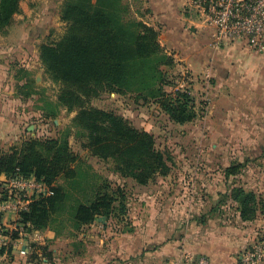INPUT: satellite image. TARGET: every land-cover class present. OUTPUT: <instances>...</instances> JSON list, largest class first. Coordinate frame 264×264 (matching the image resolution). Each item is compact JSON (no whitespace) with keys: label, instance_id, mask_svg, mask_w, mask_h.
Masks as SVG:
<instances>
[{"label":"rangeland","instance_id":"1","mask_svg":"<svg viewBox=\"0 0 264 264\" xmlns=\"http://www.w3.org/2000/svg\"><path fill=\"white\" fill-rule=\"evenodd\" d=\"M24 1L26 5L14 17L11 25L0 31V63L5 72L9 70L8 82L10 90L13 89L11 96L16 101L14 115L17 119L19 114L20 121H23L14 146L31 137H59L71 126L76 115V112L56 107L59 109L58 117L46 118L42 111L43 107H55L58 95L66 88L45 73L39 59V47L59 41L67 30V24L61 21L60 14L64 0ZM144 2L146 0H125L130 8L127 18L145 20L147 9H144ZM22 69H27L28 73L21 72ZM165 69L169 74L168 80L174 81L176 86L195 90L193 95L198 117L194 121L175 124L156 101L111 89L101 90L98 96L90 99L88 105L113 111L133 127L151 133L156 149L166 158L169 167L167 173H157L145 185L122 176L115 172L111 161L92 156L83 146L85 139L73 129L69 138L71 148L114 187L125 191L129 208L127 216L123 221H97L74 235H58L50 230L28 232L23 225L17 224L16 213L14 220L8 221L7 225L0 221V235L7 237L6 245L0 246V249L11 247L5 250L4 255L0 254V264H154L156 260L152 262L149 251L160 246L158 243L170 242L171 214L178 223L182 222L184 212L189 216L191 212L189 219L198 221L211 214L210 211L215 216L218 213L231 217L229 215L237 212V204L231 200L230 193L240 185L264 196V156H246L251 151L250 142L240 137L235 123L210 105L212 101L202 90L205 82L200 81V76L181 72L182 68H178L176 62L173 68L168 66ZM31 81L29 90L26 86ZM27 90L32 91L31 96L26 95ZM47 101L53 104L48 106ZM242 125L238 124L239 130L243 127L246 131L256 130H253V124L245 121ZM235 151L245 154L236 156L233 155ZM236 165H241L239 173L227 178L225 170ZM30 180V188H17L14 195L9 194L10 197L21 200L24 205L26 198L45 192L46 186L39 188V182L34 178ZM201 180L214 181L217 186L213 187L212 183V188L207 187L206 192V188L197 184ZM3 187L5 190L7 187V192L11 190L9 182ZM211 192L218 199H211L205 205L204 195ZM22 203L18 202L19 206ZM204 206L205 212L202 210ZM262 217L260 215L254 221L258 243L264 242V226L259 224ZM204 221L203 224L206 223ZM16 233L18 238H14Z\"/></svg>","mask_w":264,"mask_h":264},{"label":"trees","instance_id":"2","mask_svg":"<svg viewBox=\"0 0 264 264\" xmlns=\"http://www.w3.org/2000/svg\"><path fill=\"white\" fill-rule=\"evenodd\" d=\"M23 1L0 0V31L21 12ZM129 9L125 0H64L60 13L61 21L67 24L64 36L39 47L45 73L66 87L55 107H43L44 116L58 117L60 107L76 115L59 137H31L9 151H0V177L34 178L48 189L46 194L34 195L18 213L17 224L28 232L50 230L58 235H74L97 221H123L128 214L125 191L114 187L71 148L73 129L85 139L83 146L92 156L111 161L115 172L122 176L145 185L157 173H167L166 158L156 149L151 133L133 127L113 111L88 105L101 90L154 100L175 124L183 125L198 117L192 90L168 80L165 68H173L175 60L161 44L160 31L143 21L128 19ZM21 72L28 73L27 69ZM31 84L26 86L29 90ZM27 91L26 95L31 96L32 91ZM240 168H227L226 177L237 175ZM4 185L0 184V204L10 199L2 189ZM230 198L236 202L242 221L254 222L260 215L264 218L263 195L240 185L232 189ZM204 220L202 217L200 222ZM257 242L256 238L249 249ZM8 248H1L0 254Z\"/></svg>","mask_w":264,"mask_h":264},{"label":"crops","instance_id":"3","mask_svg":"<svg viewBox=\"0 0 264 264\" xmlns=\"http://www.w3.org/2000/svg\"><path fill=\"white\" fill-rule=\"evenodd\" d=\"M24 4L25 1L21 9ZM144 5L147 14L142 21L160 31L161 44L173 57L177 67L182 68L178 70L200 76V81L205 82L202 90L212 101L210 105L235 123L240 137L250 142L251 151L248 154L246 151V156H264V149L261 148H264V49L254 50L244 41L219 45L215 29L205 24L193 0H146ZM3 67L0 63V151H9L14 147L23 121H20L19 114L17 119L14 115L16 101L11 96L13 89L10 90L8 82L9 70L5 72ZM191 90L195 95V90ZM244 121L253 124V130H256L246 131L245 127L239 130L238 124L243 126ZM243 154V151L233 153L236 156ZM8 181L5 175L0 177V184H7ZM197 184L206 188V192L207 187L211 189L217 186L211 180H201ZM217 184L221 183L218 181ZM211 193L204 195L205 205L211 199H218ZM32 197L25 201L29 202ZM9 210L0 215L3 225L15 218L13 215L16 212ZM202 210L205 212V206ZM189 214L191 216L192 213ZM171 216L170 242L158 243L160 246L149 251L152 262L156 260L154 264H166L169 259L170 264H183L197 257H205L210 264H239L241 252L256 241L254 222L242 221L238 212L229 215L231 217L218 213L215 216L211 212L207 214L205 224L197 219H189L186 212L180 223ZM259 224L264 226L263 217Z\"/></svg>","mask_w":264,"mask_h":264},{"label":"built area","instance_id":"4","mask_svg":"<svg viewBox=\"0 0 264 264\" xmlns=\"http://www.w3.org/2000/svg\"><path fill=\"white\" fill-rule=\"evenodd\" d=\"M193 5L201 11L205 22L215 29L219 45L244 41L254 50L264 49V0H193ZM8 182L11 187L8 193L11 195H14L17 188L25 190L31 186L30 179L9 180ZM44 186L39 182V188H44ZM46 190H48L47 187L41 194H46ZM18 202L22 203L21 200H13L11 196L9 201L0 204V214L9 209L19 213L29 203L26 201L27 204L22 203L19 206ZM6 242L7 237L0 235V246L6 245ZM183 264H210V262L205 257H197ZM239 264H264V242H257L252 248L241 253Z\"/></svg>","mask_w":264,"mask_h":264}]
</instances>
